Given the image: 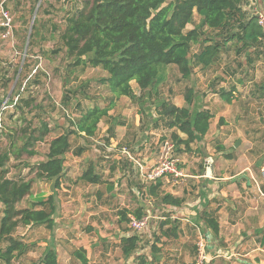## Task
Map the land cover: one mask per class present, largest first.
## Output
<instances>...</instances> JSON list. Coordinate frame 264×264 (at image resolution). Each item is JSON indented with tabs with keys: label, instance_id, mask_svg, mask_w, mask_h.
<instances>
[{
	"label": "rangeland",
	"instance_id": "1",
	"mask_svg": "<svg viewBox=\"0 0 264 264\" xmlns=\"http://www.w3.org/2000/svg\"><path fill=\"white\" fill-rule=\"evenodd\" d=\"M84 1L92 0H0L13 20L11 31H0V147H10L9 135L22 137L23 129L37 128L41 121L49 123L52 131L48 142L30 148L34 156L23 153L17 158L12 149L6 177L33 180L32 197L21 207L55 194L57 212L63 210L55 217L53 231L44 226L18 229L17 235L31 251L12 264H37L53 244L65 249L58 255L59 264H82L73 255L78 249L86 250L90 264H133V258L125 259L121 250L122 239L133 235L140 238L139 255L151 259L155 245V264H198L199 244L207 251L206 264H264V60L250 65L234 51L223 53L216 65L195 66L188 79L169 67L152 99L114 98L103 84L107 73L101 68L75 67L61 42L67 18L83 8ZM199 20L196 15L195 24ZM32 24L35 29L28 43ZM198 51L193 47L192 60ZM132 87L139 96L135 82ZM188 89L195 93L194 109L209 110L213 119L208 135L184 153V147L179 152L175 146L172 131L156 109L162 100L185 106ZM222 90L233 94L231 103L221 98ZM21 99H33L34 109L26 108ZM96 106L111 107L109 116L92 138L71 134L72 150L65 156L60 184L58 179L53 189V180L36 179V167L47 159L50 140L75 131L74 123ZM15 145L22 147V140ZM172 145L186 178L161 179L170 184L153 196L138 165L156 164L166 146ZM78 149L83 150L80 156L73 154ZM89 169L101 177L100 184L81 179ZM168 187L184 199L181 207L161 202ZM138 209L148 219L147 228L140 232L121 222L119 215ZM204 209L220 217V234L212 241L216 248L209 252L207 227L201 219ZM2 211L0 203V218ZM166 217L174 225L179 223L178 238L165 236L173 226L161 227ZM53 235L63 243L52 240Z\"/></svg>",
	"mask_w": 264,
	"mask_h": 264
},
{
	"label": "trees",
	"instance_id": "2",
	"mask_svg": "<svg viewBox=\"0 0 264 264\" xmlns=\"http://www.w3.org/2000/svg\"><path fill=\"white\" fill-rule=\"evenodd\" d=\"M196 15L200 18L198 24H195ZM260 20L257 0H92L84 1L83 8L67 18L60 38L75 67L101 68L107 73L103 84L107 85L114 98L128 97L143 102L158 95L169 67H176L182 77L188 79L195 66L206 69L216 65L223 53L234 51L237 57L244 56L250 65L261 58L264 60V26ZM189 25L194 27L188 30ZM195 46L199 47V51L192 60L191 52ZM133 82L139 89V96L132 87ZM261 88L264 90V86ZM220 95L232 102L233 94L222 90ZM194 99L193 89H188L184 96L185 106L179 107L170 100H162L156 109L167 130L172 131L171 139L179 152L181 147L185 148L184 153L189 151L196 141L204 139L210 131L213 114L207 109L195 110ZM21 102L26 108L34 109L33 99H21ZM110 110L111 107L90 108L74 123L75 131L51 139L47 159L36 167V179L52 181L59 177L58 186L63 176L65 156L72 150L71 134L94 137ZM51 132L49 123L41 121L37 128L28 126L23 129L22 137L9 135L10 147H0V203L3 206L0 218L1 264H12L31 251L30 246L17 235L20 227L44 226L50 231L54 229L56 195L39 199L31 207L23 208L20 205L24 200L32 197L33 180L6 177L12 149H15L13 152L17 158L23 153L34 156L36 153L30 148L44 142ZM18 140L23 142L20 148L15 145ZM82 153L83 150L78 149L73 154L80 156ZM81 179L89 184L102 182L93 169L84 173ZM158 182L150 187L149 194L157 196ZM161 202L181 207L185 201L165 194ZM119 215L121 222L129 223L130 215L138 220L144 218L141 209L135 212L121 211ZM201 219L217 239L220 226L216 211H204ZM174 223H161V227L173 225L166 230V237L178 238V226H174ZM139 244L137 235L122 239L121 250L125 259L133 258V264H155L158 253L155 245L149 259L146 255H139ZM48 247L37 264H59L56 251L52 246ZM73 255L82 264H90L85 249H78Z\"/></svg>",
	"mask_w": 264,
	"mask_h": 264
},
{
	"label": "built area",
	"instance_id": "3",
	"mask_svg": "<svg viewBox=\"0 0 264 264\" xmlns=\"http://www.w3.org/2000/svg\"><path fill=\"white\" fill-rule=\"evenodd\" d=\"M260 24L264 26V18L261 17ZM13 27V20L10 16L9 11L4 7L3 4L0 5V30L4 32L11 31ZM3 37H7L4 34ZM161 159L155 165L151 167H144L140 165V172L145 181L149 183H156L163 178H172L174 181H179V179L186 178V175L180 169L179 160L175 158L174 145L166 146L164 152L162 153ZM130 226L135 231H142L148 226V219L145 217L141 220L136 218H130ZM207 261V251L204 249L202 244H199V257L198 264H206Z\"/></svg>",
	"mask_w": 264,
	"mask_h": 264
},
{
	"label": "crops",
	"instance_id": "4",
	"mask_svg": "<svg viewBox=\"0 0 264 264\" xmlns=\"http://www.w3.org/2000/svg\"><path fill=\"white\" fill-rule=\"evenodd\" d=\"M142 156H146V160H149L148 159V157H147V155H144V154H142ZM175 156H176V154H175ZM161 157V156H160ZM160 159V158H159ZM136 162V161H135ZM156 163V162H155ZM140 165L141 166H144V167H151V166H153V165H155L154 163H150V165H148V162L147 161H144V162H142V164H139L138 166L140 167ZM206 168H207V170H208V172L209 173H211L210 172V165H206ZM140 171V170H139ZM142 176V175H141ZM196 177V176H195ZM164 179V178H163ZM170 179H172V178H170ZM162 181V180H161ZM147 182V181H146ZM147 183H149V182H147ZM159 185L160 186H158L157 187V191L163 186V189L164 190H166L167 189V186L170 184V183H163V185H162V183L160 182V180H159ZM150 184V187L151 186H155V185H157V183H149ZM117 186H118V183H117ZM111 188H112V185L110 186ZM168 189H170L169 190V192L167 193V194H172L173 196H175V197H179L176 193H174V191H172L171 190V188L170 187H168ZM148 194V193H147ZM114 196H115V194H114ZM180 198H182V197H180ZM59 200H62L61 198L59 199ZM58 201V200H57ZM59 202V201H58ZM173 208L174 209H176V208H178V207H175V206H173ZM204 211H210L209 209H204L202 212H201V216H202V213L204 212ZM61 212H63V210H62V208L60 207V208H58V212H57V215L56 216H59V213H61ZM131 212V211H130ZM217 215V214H216ZM130 218H135L134 216H132V215H130L129 216V219ZM145 218V217H144ZM169 218L170 217H166V221L167 220H169ZM218 219H219V226H220V217H219V215H218ZM174 220H178V217H174ZM187 222H189L188 220H186ZM203 221V220H202ZM175 225H179V223L178 224H175ZM174 225V226H175ZM168 226V225H167ZM171 228V227H170ZM207 229V233H206V239H207V242H208V252H209V250L211 249V248H216V246L213 244V242L212 241H214V240H216V238H214L213 236H212V234H211V232H210V230H208V228H206ZM177 230H179V226H178V228H177ZM166 232V231H165ZM164 232V233H165ZM178 233V232H177ZM220 234V233H219ZM128 237V236H127ZM218 239V238H217ZM52 240H55V242H59V243H63V241L62 240H57V239H55V235H53L52 236ZM215 242V241H214ZM53 244V243H52ZM213 244V245H212ZM50 246H52V245H50ZM53 248H54V250L56 251V253H57V255H59L60 253H62L63 252V254H64V252H65V249L63 248V247H61V246H59L58 244H53V246H52ZM245 264H247V262H244Z\"/></svg>",
	"mask_w": 264,
	"mask_h": 264
},
{
	"label": "water",
	"instance_id": "5",
	"mask_svg": "<svg viewBox=\"0 0 264 264\" xmlns=\"http://www.w3.org/2000/svg\"><path fill=\"white\" fill-rule=\"evenodd\" d=\"M97 1H101V0H97ZM257 5H258V8H259V12H260V15L261 17L264 18V0H257ZM32 29H33V24L31 25V28H30V33H29V37H28V43H29V39H30V36H31V32H32ZM27 43V45H28ZM208 175H211V173L208 172ZM59 179V177H56L53 179V185H52V188L54 189L55 188V184H56V181Z\"/></svg>",
	"mask_w": 264,
	"mask_h": 264
},
{
	"label": "flooded vegetation",
	"instance_id": "6",
	"mask_svg": "<svg viewBox=\"0 0 264 264\" xmlns=\"http://www.w3.org/2000/svg\"><path fill=\"white\" fill-rule=\"evenodd\" d=\"M1 32H3L2 30H0Z\"/></svg>",
	"mask_w": 264,
	"mask_h": 264
}]
</instances>
